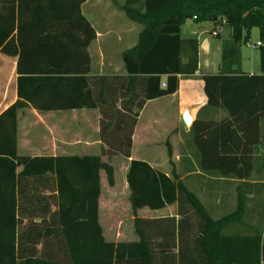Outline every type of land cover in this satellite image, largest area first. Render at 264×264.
<instances>
[{
    "label": "trees",
    "instance_id": "16d2710c",
    "mask_svg": "<svg viewBox=\"0 0 264 264\" xmlns=\"http://www.w3.org/2000/svg\"><path fill=\"white\" fill-rule=\"evenodd\" d=\"M84 1L0 0V52L17 55L18 75L17 100L0 113V264H264L262 231L223 232L241 220L242 198L213 219L174 172L169 177L144 161L131 160L126 172L131 211L175 205L174 215L136 216L138 239L114 243L104 240L98 214L101 174L114 184L110 160L130 156L139 111L148 100L173 94L179 76L198 69V40L180 36L187 19L230 29L221 41L218 73L201 75L207 105L227 115L191 124L200 167L220 176L250 175L264 117V0H125L120 9L141 30L121 53L125 74L104 76L89 74L87 47L95 32L81 13ZM253 27L259 31L258 74L238 67ZM29 106L97 109L104 147L97 155H18L17 115ZM47 173L56 180L58 226L44 228V219L21 228V181ZM55 232L61 244L49 240ZM53 246L61 257H54Z\"/></svg>",
    "mask_w": 264,
    "mask_h": 264
},
{
    "label": "crops",
    "instance_id": "0c3cea01",
    "mask_svg": "<svg viewBox=\"0 0 264 264\" xmlns=\"http://www.w3.org/2000/svg\"><path fill=\"white\" fill-rule=\"evenodd\" d=\"M125 0H85L81 13L89 21L95 38L89 43L90 75H124L121 53L137 42L141 25L127 18L120 6ZM205 24L187 19L180 27L181 38L198 40V69L190 76H179L178 88L170 95L148 100L139 111L135 123L130 156L115 155L110 164L115 178L120 175L122 192L129 197L126 172L131 160L146 162L153 169L171 177L175 173L202 203L213 219L232 212L239 198L243 199L242 218L229 225L228 232L262 231L264 247V132L260 120L259 142L252 147V171L243 179L220 176L213 170L200 167V155L192 139L191 124L200 120L219 121L226 111L207 105L203 89V74H216L221 58V41L230 36V29L221 26L214 29L211 21ZM259 36V31L257 29ZM239 69L249 74L260 72L258 53L251 54V71L243 68V52L240 48ZM17 55L0 52V113L17 100ZM161 83L166 76L162 75ZM100 113L97 109H71L38 111L25 107L18 111L16 149L25 156L97 155L104 147L99 140ZM170 148V152L169 149ZM240 162V161H239ZM21 167H17L19 172ZM31 182V185L25 184ZM103 174L100 181L99 224L107 242L136 241L134 218L122 220L113 205L111 223L104 219L102 209ZM116 196V193H112ZM30 197V199H25ZM130 209V206H129ZM115 210V211H114ZM119 211V208H117ZM131 210V209H130ZM175 205L160 210L139 209L136 214L144 219L172 217ZM18 212L20 227L41 224L44 228H57L56 180L52 174L31 177L21 181V200ZM148 215H144V214ZM176 215V219H179ZM37 225V226H39ZM55 245L62 238L55 232L49 237ZM40 245V244H39ZM54 257H61L55 246Z\"/></svg>",
    "mask_w": 264,
    "mask_h": 264
},
{
    "label": "rangeland",
    "instance_id": "374dc122",
    "mask_svg": "<svg viewBox=\"0 0 264 264\" xmlns=\"http://www.w3.org/2000/svg\"><path fill=\"white\" fill-rule=\"evenodd\" d=\"M208 22H201L200 24H205ZM257 28L253 27L249 30L248 33V42L246 44H243L241 46L242 52H243V68H246V70L251 71V54L258 53V43H259V36L257 34ZM261 72V69L259 67V71ZM258 74V73H257ZM262 131L264 132V118L262 122ZM122 181L120 180V175L115 178V172H114V184L109 185L106 181L105 176L103 175V194H102V209L104 213V219L107 223H111V220L113 218L112 211H113V205H116V215L122 220L130 219V217L137 216V214L133 213L129 209V202L128 198L126 197V192H122ZM116 193V196H114L112 193ZM119 208V211L117 210ZM144 215H148L147 212ZM224 233L228 232V228H224Z\"/></svg>",
    "mask_w": 264,
    "mask_h": 264
},
{
    "label": "built area",
    "instance_id": "2783aa9c",
    "mask_svg": "<svg viewBox=\"0 0 264 264\" xmlns=\"http://www.w3.org/2000/svg\"><path fill=\"white\" fill-rule=\"evenodd\" d=\"M258 45H260V42L258 43ZM161 85L164 87L165 86V83L163 82V83H161Z\"/></svg>",
    "mask_w": 264,
    "mask_h": 264
},
{
    "label": "water",
    "instance_id": "95a60500",
    "mask_svg": "<svg viewBox=\"0 0 264 264\" xmlns=\"http://www.w3.org/2000/svg\"><path fill=\"white\" fill-rule=\"evenodd\" d=\"M210 21H212V20H210Z\"/></svg>",
    "mask_w": 264,
    "mask_h": 264
}]
</instances>
